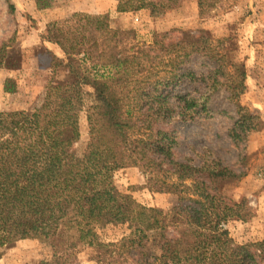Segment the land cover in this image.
I'll return each instance as SVG.
<instances>
[{
	"label": "trees",
	"instance_id": "trees-1",
	"mask_svg": "<svg viewBox=\"0 0 264 264\" xmlns=\"http://www.w3.org/2000/svg\"><path fill=\"white\" fill-rule=\"evenodd\" d=\"M115 1L117 13L145 10L156 18L183 0ZM236 1L195 0L198 18L229 10ZM200 38L197 54L207 64L196 71L190 67L192 54L180 55L167 33L119 47L105 14L79 13L51 30L50 43L62 57L43 47L41 114L0 111V258L19 241L37 240L51 249L48 264H73L85 247L99 252V264H264V240L237 244L227 229L231 221L253 217L244 200L219 192L221 182L244 173L209 150L178 153L180 136L171 125L212 118V98L222 89L234 111L217 113L231 123L226 136L234 148L240 150L248 134L261 127L236 100L246 90L244 61L232 51L212 49L224 50L229 38ZM9 49L0 45V69L19 62ZM83 62L113 73L90 77ZM84 88L91 90L96 107L87 141L77 152ZM16 90L14 81L5 79L2 91ZM130 167L141 172L149 192L175 195V206L147 207L118 191L114 174ZM107 226L125 227L126 234L102 244L96 229Z\"/></svg>",
	"mask_w": 264,
	"mask_h": 264
},
{
	"label": "rangeland",
	"instance_id": "rangeland-1",
	"mask_svg": "<svg viewBox=\"0 0 264 264\" xmlns=\"http://www.w3.org/2000/svg\"><path fill=\"white\" fill-rule=\"evenodd\" d=\"M14 12L8 10V0H0V45L8 44L19 56L14 68L0 69V111H31L41 114L39 96L46 82L47 59L43 47L59 57L62 54L50 43L51 30L73 22L79 13L107 15L110 29L117 34L119 47L131 48L150 41L152 34L167 33L177 44L180 55L192 54L190 67L202 71L206 60L197 54L201 35L211 42L229 38L224 50L217 45L212 49L220 53L231 52L235 59L244 61L247 80L246 90L236 100L250 114L258 117L261 127L250 132L242 148H234L226 134L229 120L218 115L223 110L233 112V104L222 89L213 96L210 104L215 111L210 119L194 122H175L171 128L180 136V155L209 150L221 157L229 167L244 176L234 181H224L219 192L227 198L244 200L253 211L246 222L231 221L227 224L230 237L237 244L264 240V0H237L231 9H222L211 17L200 20L195 0H183L180 6L166 14L152 18L145 10L117 13L115 0H12ZM48 4L45 5V4ZM215 45V44H214ZM81 68L90 77H106L113 73L110 67H93L83 62ZM11 78L17 86L15 93L2 91L5 79ZM84 108L79 116L81 152L87 141L88 125L93 120L96 104L91 90L84 88ZM118 191L129 194L141 205L160 209L175 206L177 197L172 194H153L147 189L145 178L137 168L117 171L113 177ZM102 244L116 243L124 234L125 227L97 228ZM99 252L85 247L78 251L73 264H99ZM52 261L50 247L37 240H22L3 250L0 264H48Z\"/></svg>",
	"mask_w": 264,
	"mask_h": 264
}]
</instances>
